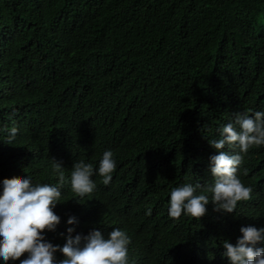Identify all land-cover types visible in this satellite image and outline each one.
Masks as SVG:
<instances>
[{
	"label": "trees",
	"instance_id": "trees-1",
	"mask_svg": "<svg viewBox=\"0 0 264 264\" xmlns=\"http://www.w3.org/2000/svg\"><path fill=\"white\" fill-rule=\"evenodd\" d=\"M249 110L264 112V0H0V188L13 176L58 185L53 159L66 181L76 162L94 169L80 202L61 188L60 223L43 233L54 245L69 227L105 238L119 228L129 264H229L223 241L264 227V146L244 154L237 176L252 198L233 213L209 202L199 220L172 219L170 190L213 184L209 142Z\"/></svg>",
	"mask_w": 264,
	"mask_h": 264
},
{
	"label": "clouds",
	"instance_id": "clouds-1",
	"mask_svg": "<svg viewBox=\"0 0 264 264\" xmlns=\"http://www.w3.org/2000/svg\"><path fill=\"white\" fill-rule=\"evenodd\" d=\"M4 143L14 145L18 128L7 129ZM220 139L210 145L218 154L210 156V174L213 184L206 188L201 184L186 183L170 190L168 215L179 219L182 215L196 220L203 217L211 202L214 211L233 213L239 202L252 198V188L245 186L237 172L252 147L264 146V112H236L234 122L219 129ZM238 147L239 152L229 153L225 147ZM53 170L58 176V185L48 183L33 184L25 176H13L2 180L0 188V259L20 260V264H57L55 253L63 254L58 264H129L128 244L130 238L119 228H113L107 238L99 230L87 235L72 236L74 229H67L66 242L61 247L47 241L45 230L54 231L61 218L54 207L61 200V188L68 182L71 192L78 202L90 196L97 185L92 176V164L79 161L73 164L70 179L66 181L62 163L53 159ZM116 162L113 152L107 150L99 161L98 174L107 186L112 180ZM197 189L202 191L197 194ZM206 193L211 194V198ZM148 214H151L149 209ZM75 217H69L67 223L74 224ZM242 236L235 244L223 241L222 253L229 264H264V247H255L264 241V227L243 226ZM63 235V234H61ZM27 254V257L20 259Z\"/></svg>",
	"mask_w": 264,
	"mask_h": 264
}]
</instances>
